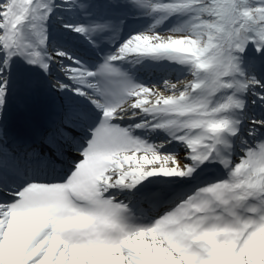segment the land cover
Instances as JSON below:
<instances>
[{"label":"snow or ice","instance_id":"obj_1","mask_svg":"<svg viewBox=\"0 0 264 264\" xmlns=\"http://www.w3.org/2000/svg\"><path fill=\"white\" fill-rule=\"evenodd\" d=\"M0 264H264V0H0Z\"/></svg>","mask_w":264,"mask_h":264},{"label":"bare ground","instance_id":"obj_2","mask_svg":"<svg viewBox=\"0 0 264 264\" xmlns=\"http://www.w3.org/2000/svg\"><path fill=\"white\" fill-rule=\"evenodd\" d=\"M143 73L151 74L148 72H141L140 75H142ZM165 75H167L168 78H170L172 82L175 83L177 79V74L175 72H171L170 75L166 73H162L160 76H165ZM43 109H45L44 102L39 98L26 103H21L13 111V120L14 118L17 117V118H24L27 121L29 120L28 122L31 123H36L37 118H39L42 115Z\"/></svg>","mask_w":264,"mask_h":264},{"label":"rangeland","instance_id":"obj_3","mask_svg":"<svg viewBox=\"0 0 264 264\" xmlns=\"http://www.w3.org/2000/svg\"><path fill=\"white\" fill-rule=\"evenodd\" d=\"M161 74H162V72H153L151 74L143 73L142 75H140V77L146 83H158L161 80V77H162V76H160ZM158 79H159V81H158ZM165 94H167V93H165Z\"/></svg>","mask_w":264,"mask_h":264}]
</instances>
